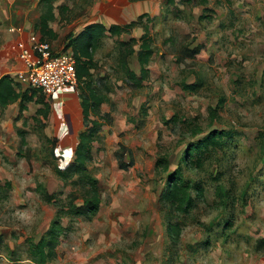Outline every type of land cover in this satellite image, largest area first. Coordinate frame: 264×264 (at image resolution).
<instances>
[{"label": "rangeland", "instance_id": "obj_1", "mask_svg": "<svg viewBox=\"0 0 264 264\" xmlns=\"http://www.w3.org/2000/svg\"><path fill=\"white\" fill-rule=\"evenodd\" d=\"M50 3L57 38L42 39L57 52L95 23L138 26L105 32L89 50L90 85L104 98L90 111L100 127L86 164L100 206L90 218L62 214L65 235L43 264H264V0H0V54H17L12 27L40 36ZM143 27L153 52L140 79ZM121 42L134 48L126 67L136 80L119 62ZM83 82L43 95L48 108L36 94L0 119V264H40L30 245L59 209L82 203L86 187L56 170L73 162L89 123ZM174 171L191 186L185 212L165 199Z\"/></svg>", "mask_w": 264, "mask_h": 264}, {"label": "trees", "instance_id": "obj_2", "mask_svg": "<svg viewBox=\"0 0 264 264\" xmlns=\"http://www.w3.org/2000/svg\"><path fill=\"white\" fill-rule=\"evenodd\" d=\"M171 2L172 0H168ZM54 11L53 6L50 3L47 7L45 13L40 16L39 23L37 24V29L41 38L44 36H48L51 39L56 38V34L50 28L49 23L54 20ZM138 26L137 21H131L124 25L113 24L106 28L102 24H92L88 27V31H86L87 36L85 34L80 35L79 39H75L73 41L72 49L73 55L76 63V72L79 80V85L83 82V85L86 86L88 90V95L83 96L81 99V108L84 119L88 120L89 123L86 125V128L80 132L78 136V143L74 153L73 162L66 167L64 170L57 169V175L63 181L67 180V178L72 176H77V183L82 187H86L82 194V203L80 205H75L71 202L69 206V210L67 209L65 212L63 209H59L55 219L51 223V227L47 231V238L42 237L36 244L30 245V253L34 257H36L40 264H43L51 255V251L54 250L56 245L59 242L60 237L64 236L63 231H65L60 225V217L62 214L71 213L72 215L84 216V217H92L94 216L100 206V198L98 192L97 180L87 170L86 164L91 160V148L95 133L100 127V123L97 120L90 119V111L94 113H98V106L104 102V98L98 96L95 92V89L91 87V74H90V61L91 54L89 50L93 48V45L105 32H108L109 35H119L122 32L129 33L134 27ZM144 34L140 38L139 51L137 53V62L140 65V79H144L147 75V65L149 63V59L152 55V49L150 48V36H148L146 28L143 27ZM84 40V41H83ZM134 41V40H132ZM120 46L122 48L121 53H119V62L125 65V72L127 73L129 79L136 80L137 76L135 72L126 67V59L134 52V48L131 43L121 42ZM195 50H188V54H186V58L191 56ZM181 88L185 90H194L196 88L195 84H187L181 83ZM37 93L34 91H29L25 89L23 91L16 90L13 86V83L8 75L0 77V107L3 108L10 103H13L20 99L19 105V115L22 113L24 109H26V103L33 100V97ZM36 103H42L45 108H48V104L44 102L43 95L40 94L35 100ZM40 112V110H37ZM44 114H46L44 112ZM224 133L218 132L215 136L223 135ZM215 138V137H214ZM213 138V139H214ZM210 143H216L215 140ZM205 143H199L198 145H192L189 148L188 156L185 159V163L190 162V157L193 152L200 153L201 149L205 147ZM165 161V160H164ZM160 161L157 163V169L161 168ZM167 163V162H164ZM197 164H200V160H196ZM170 183L167 186V191L165 192V199L171 203L173 208L178 212H185L192 204V198L190 194L191 186L187 184H183L178 179L177 171H174L169 176ZM0 184V190H1ZM41 190V194L47 200L51 199V196L47 194V192L43 189V187H39ZM47 248V249H46Z\"/></svg>", "mask_w": 264, "mask_h": 264}, {"label": "built area", "instance_id": "obj_3", "mask_svg": "<svg viewBox=\"0 0 264 264\" xmlns=\"http://www.w3.org/2000/svg\"><path fill=\"white\" fill-rule=\"evenodd\" d=\"M10 31L20 35L17 44L20 67L9 76L13 85L44 96L79 86L72 52H57L41 35L25 33L22 27H12Z\"/></svg>", "mask_w": 264, "mask_h": 264}, {"label": "crops", "instance_id": "obj_4", "mask_svg": "<svg viewBox=\"0 0 264 264\" xmlns=\"http://www.w3.org/2000/svg\"><path fill=\"white\" fill-rule=\"evenodd\" d=\"M53 30V29H52ZM55 33V32H54ZM56 34V33H55ZM57 38V34H56ZM55 38V39H56ZM73 53V49L71 48L70 50H67ZM3 63V64H2ZM20 67V62L18 60L17 54L16 53H11V52H6V55L0 54V77L1 76H12L13 72ZM14 88L18 91H23L25 90L24 87H18L13 85ZM68 90V89H67ZM60 90L54 93H58ZM52 96V95H51ZM20 99L17 101L8 104L7 106L1 108L0 107V119H9L15 116L16 113L19 111V105H20ZM28 106V102L26 103V107Z\"/></svg>", "mask_w": 264, "mask_h": 264}]
</instances>
